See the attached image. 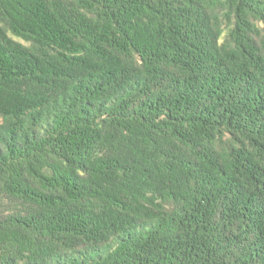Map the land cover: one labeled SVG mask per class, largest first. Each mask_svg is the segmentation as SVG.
<instances>
[{"label":"trees","instance_id":"1","mask_svg":"<svg viewBox=\"0 0 264 264\" xmlns=\"http://www.w3.org/2000/svg\"><path fill=\"white\" fill-rule=\"evenodd\" d=\"M0 264H264V0H0Z\"/></svg>","mask_w":264,"mask_h":264}]
</instances>
